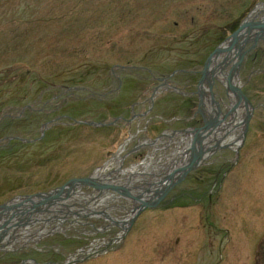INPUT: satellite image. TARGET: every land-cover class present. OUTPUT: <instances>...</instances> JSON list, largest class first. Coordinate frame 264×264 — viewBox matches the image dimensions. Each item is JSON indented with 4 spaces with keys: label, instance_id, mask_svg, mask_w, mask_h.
Instances as JSON below:
<instances>
[{
    "label": "rangeland",
    "instance_id": "1",
    "mask_svg": "<svg viewBox=\"0 0 264 264\" xmlns=\"http://www.w3.org/2000/svg\"><path fill=\"white\" fill-rule=\"evenodd\" d=\"M262 2L0 0V114L15 115L0 127V139L20 135L31 140L0 144V203L17 194L49 191L70 177L92 173L108 163L133 133L136 136L126 154L147 137L148 120L151 135L152 126L158 132L184 126L183 120L173 119L188 116L195 98L185 100L181 93L163 86L151 101L155 76L203 65L208 54ZM116 64L129 67L113 72ZM262 70L264 50L242 66L239 82L249 79L245 92L254 107L244 105L247 114L251 112L250 121L243 128L231 129L241 144L237 148L223 145V151L201 161L159 206L146 207L134 216L126 231L105 216L66 211L68 203L75 205L74 200L79 207L91 209L96 202H85L78 195L70 197L71 201L68 197L66 204L52 211L60 217L73 212L59 229L0 250V264L22 260L24 264H64L72 254H77V261L82 259L73 264H264ZM171 79L181 91H191L194 80L188 75L176 73ZM71 86L81 89L68 95L66 89ZM26 104L36 110L23 111L26 114L18 117ZM145 110V117L126 127L115 119L132 118L133 113ZM72 118L120 125L118 129L97 128L77 125ZM53 120L57 125L51 124L39 140L43 125ZM145 151L141 157L126 158L123 168L140 161ZM77 190L93 193L94 189ZM132 206L126 200L113 201L108 211L122 217ZM96 209L103 211L105 206ZM23 216L18 214L15 220ZM56 220L47 228L51 230ZM121 231L125 233L118 239ZM114 238L118 241L103 244ZM100 243L98 252H83Z\"/></svg>",
    "mask_w": 264,
    "mask_h": 264
},
{
    "label": "bare ground",
    "instance_id": "2",
    "mask_svg": "<svg viewBox=\"0 0 264 264\" xmlns=\"http://www.w3.org/2000/svg\"><path fill=\"white\" fill-rule=\"evenodd\" d=\"M258 14H262V16L257 17ZM254 15L255 17H253ZM251 18L254 22L263 21L264 5H260ZM249 30L250 29L247 28L246 33L238 36L239 41L234 48L232 47L231 51H222L218 55H215L209 70L201 79L203 82L199 93L202 94V111L205 116H217V124L214 127L200 132L195 131L193 128L185 127L179 133L167 134L166 137L158 139L157 141L159 143L164 142L165 144L163 146H159V143L155 144V153H160L159 157L150 155L147 159L141 161V163H134L125 169L122 167L124 161L123 153L128 143L124 144L120 150L116 152L117 155L111 158L103 167H100L94 174L90 175L102 183L125 185V187L132 189L135 193H139L142 197L145 196L144 199H152L157 197V191L167 180L168 174L173 173L178 166L183 165L182 167L185 168L193 159L208 158L216 152L221 145L237 148L242 141L237 134L234 135L235 132H231V129L235 128V125L243 128L246 123L247 112L244 110L245 100H242L247 94L243 89V83L239 82L242 65H237V62H235V60H237L236 55H239V53L243 55L245 52V57L254 59L255 54L248 53L250 50L255 51L261 43L260 40L255 44L254 39L247 33ZM229 43L230 40L221 42L208 55H211L217 47L221 45L227 47ZM223 59H227L225 64L227 62L228 64L221 68ZM217 79L222 81L223 84L219 83ZM211 85L213 88L215 86L216 95L214 96L209 95L208 92ZM239 101H241V104H238ZM231 102L234 104H231ZM234 105L236 106L234 107ZM246 106L249 108L254 107L252 102ZM230 107H234V113L230 116L231 124L229 125L226 121L228 117L227 114L230 112ZM145 142L146 140L142 141V143ZM163 150L165 151L162 152ZM177 174L179 177L182 176L180 171ZM157 176L161 177L156 179ZM183 178L184 177H182L180 181H182ZM69 191L70 190H67L66 193H69ZM92 191L93 193H87L75 188L69 196V200L71 199L70 197L73 198L77 195L85 202L95 200V206L91 204L93 206L92 209L86 208L85 205L79 207V202L74 200L72 202H74L75 205L68 203V207H65L68 208L66 211H73L76 209L75 212L80 215L95 214L97 216H105L111 223L118 224L122 228V231H126L127 226L131 223L134 216L138 215L136 214L137 207H141L142 204L134 199H123L122 195L118 194L120 192L116 193L109 190ZM119 199L126 200L127 202L130 200L129 203L133 205L132 210L122 217H114L108 209L111 202H119ZM63 202L51 203L49 205V210H33L27 216H23L25 219L18 218L17 221L15 220V216L18 214L23 215V213H13V216L3 214L2 217H0V250H9V248L15 247L18 241H23V244H26L28 240L33 239L34 235H40L41 233L47 234L52 230L59 229L61 223L73 214V212H69L61 217L53 214L52 211L57 209L58 205L66 204ZM104 206L105 210L101 212L97 209L95 210L97 207ZM117 207L120 208L121 206L118 205ZM53 218L57 219L55 221L56 225L50 230L47 228V225L52 222ZM40 221H44L43 226L34 227V225ZM6 225H8V227H6ZM1 226L7 228L5 233L1 229ZM122 231L120 236L117 237L118 239L124 235L125 232ZM117 238L104 242L103 244L106 246L110 245L118 241ZM103 244L93 245L83 250V252L93 253L95 250L94 253H96ZM74 257H78L77 254H72L69 258L74 259ZM34 263L36 264L37 262Z\"/></svg>",
    "mask_w": 264,
    "mask_h": 264
},
{
    "label": "water",
    "instance_id": "3",
    "mask_svg": "<svg viewBox=\"0 0 264 264\" xmlns=\"http://www.w3.org/2000/svg\"><path fill=\"white\" fill-rule=\"evenodd\" d=\"M264 4V3H261ZM248 35L254 39L255 44H257L260 40L264 39V19L263 21L260 20L258 22H254L253 20L249 19V17L245 20V22L236 30L234 33L228 38V41L230 40L229 45L227 47H223V45L217 47L215 51L209 56L205 68L203 71V77L206 74V72L209 70L210 65L212 61L214 60L215 55H218L222 51H227L234 48L235 45L238 43V36L240 34L246 33V30ZM247 36V35H246ZM229 51V52H230ZM245 52L243 55H236L237 65H241L242 61L244 60ZM235 58V59H236ZM227 59L222 60L221 68L224 67L228 62L225 64ZM167 78H165L166 80ZM203 81H201L202 83ZM245 96V94H244ZM245 100V101H244ZM245 102V106L250 104V100L247 98V96L244 97L242 100ZM238 104H241V101L238 102ZM236 105H234L235 107ZM234 107L230 110V112L227 114V116H230L234 112ZM247 107V106H246ZM251 118V112L248 111V114L246 116V122L248 123ZM77 123H88V124H100L97 122H90V121H82V120H76ZM217 124V121L208 122L206 125L202 128H197L196 131H204L207 129H210L214 127ZM12 138H20L24 141H27V139H23L21 137H12ZM198 160L200 159H193L191 163L188 164L187 167L178 166L176 170L173 171V173L168 174L167 180L159 187V190L157 191L158 195L157 197H154L152 199H144L145 196H141L139 193H135L132 189H129L125 187V185L122 184H106L102 183L99 180H96L95 177L92 175L88 176H76L72 177L69 180H67L64 184L55 187L49 191H40L32 194H25V195H17L10 200H8L5 203L0 204V217H2L3 214L5 215H12L23 213L26 214V216L33 210H49V205L54 202H63L66 198H68L75 188L78 187H84L89 186L92 187L94 190L98 191H104L109 190L113 192H120L122 196L129 197L130 199H134L135 201L142 204L141 207H137L136 214H138L142 209L147 208H154L157 205L160 204V202L167 196L169 191L180 182V179L182 177H185V175L188 173V171L192 168H194L198 164ZM180 171L181 177L178 176V172ZM93 172L92 174H94ZM67 190H70L69 193H66ZM71 193V194H70ZM62 200V201H61ZM13 214V215H14ZM12 215V216H13ZM133 221V219H132ZM8 227V225H6ZM6 227L1 226V229L5 233ZM129 228V227H128ZM80 260V259H78ZM77 260H68L64 264H71L76 262Z\"/></svg>",
    "mask_w": 264,
    "mask_h": 264
},
{
    "label": "flooded vegetation",
    "instance_id": "4",
    "mask_svg": "<svg viewBox=\"0 0 264 264\" xmlns=\"http://www.w3.org/2000/svg\"><path fill=\"white\" fill-rule=\"evenodd\" d=\"M262 43L264 44V42H262ZM261 44L258 45V47H257V49H255V51H251L250 50L248 54H255L254 57L258 56L259 55V52L260 51L262 52V50H264V48L261 46ZM246 60L248 61V60H252V59H249V57L248 58L245 57L244 62H242V64H241L242 66L244 65V63H245ZM201 69H202V65L200 63V64H197L195 66V68L191 69L190 71H188L186 73L188 75V77H190L194 81H191L190 82L191 84L189 85V87H192L191 88V91L189 90L190 92H188V90H187L186 91L187 94H183V92L181 94L184 97H187V98H185V100H188L189 97H192V98H195V101H194L193 106L190 107V113L188 114V116H184V118H181V120H183L186 123H184L185 125L182 126V127H180V129H183L185 127H190V128H195L196 127L197 128V127L203 126L206 123V118H205L204 113L203 112H198L199 111V108H200V104H201L200 103L201 97L197 93V91L199 89L200 79L202 77ZM261 73L264 74V70H262ZM249 75H252L253 76V73L252 74H249ZM257 76H259V75H257ZM261 76H262V80H264V76L263 75H261ZM248 81H249V79L247 81H245V84H243V89L244 90H245V86H247V84H248ZM156 82H157L155 84L156 86L159 83H162L161 81H156ZM183 87H185V86H183ZM194 91H195V93H194ZM214 91H215V86H214ZM215 94H216V92H215ZM197 112H198V114H197ZM117 119H118L117 120L118 122L119 121H123L124 123H126L127 125H125V127L129 125L128 124V121H126L125 118L119 117ZM108 123L109 124L108 125H105L104 127L108 126V127H112V128L118 129V125H120L119 123L114 122V121L113 122L111 121V122H108ZM226 123H227V121H226ZM222 147H224V146L221 145V147L218 149V150H220L219 152L223 151V150H221V149H223Z\"/></svg>",
    "mask_w": 264,
    "mask_h": 264
}]
</instances>
